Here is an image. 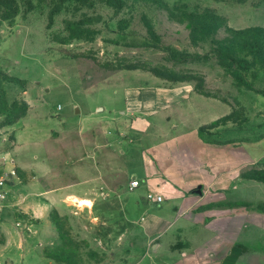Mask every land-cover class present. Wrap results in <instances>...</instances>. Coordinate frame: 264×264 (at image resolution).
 Returning a JSON list of instances; mask_svg holds the SVG:
<instances>
[{
	"label": "rangeland",
	"instance_id": "374dc122",
	"mask_svg": "<svg viewBox=\"0 0 264 264\" xmlns=\"http://www.w3.org/2000/svg\"><path fill=\"white\" fill-rule=\"evenodd\" d=\"M151 68L205 93L200 130L235 156L170 215L128 186L147 135L123 91ZM4 158L0 261L264 264V0H0Z\"/></svg>",
	"mask_w": 264,
	"mask_h": 264
},
{
	"label": "crops",
	"instance_id": "0c3cea01",
	"mask_svg": "<svg viewBox=\"0 0 264 264\" xmlns=\"http://www.w3.org/2000/svg\"><path fill=\"white\" fill-rule=\"evenodd\" d=\"M161 81L160 77L152 83L128 86L123 91L121 113L123 117L134 116L137 128L147 135L135 171L129 177V180H139V186L133 190L138 189L143 195L148 190L161 194L163 200L159 204L167 202L169 212L164 213L170 215L192 195L189 192L193 189L201 194L208 188L231 186L235 182L234 175L230 174L235 156L233 151L225 153L222 145L209 143L203 136L200 125L205 123L204 96L195 93L191 83L167 85ZM188 118L192 123H186ZM148 123L153 126L151 134L146 132ZM61 192H54L49 200L60 198ZM50 201L47 202L49 206ZM163 218L160 222L157 220L156 226L167 225L163 224Z\"/></svg>",
	"mask_w": 264,
	"mask_h": 264
},
{
	"label": "built area",
	"instance_id": "2783aa9c",
	"mask_svg": "<svg viewBox=\"0 0 264 264\" xmlns=\"http://www.w3.org/2000/svg\"><path fill=\"white\" fill-rule=\"evenodd\" d=\"M0 163V218L7 206V200L9 198L12 187L14 186L16 180L18 179L17 169L12 160H5ZM128 186L130 189H134L139 186V180L136 178H131L129 180ZM146 199L153 203L159 204L162 202L163 197L161 194L155 191L148 190L145 195ZM0 264H14L12 261H0Z\"/></svg>",
	"mask_w": 264,
	"mask_h": 264
},
{
	"label": "trees",
	"instance_id": "16d2710c",
	"mask_svg": "<svg viewBox=\"0 0 264 264\" xmlns=\"http://www.w3.org/2000/svg\"><path fill=\"white\" fill-rule=\"evenodd\" d=\"M262 30H263V29H262ZM249 31H250V29L248 30V32H249ZM252 39H253V40H256L255 38H251V37H250L249 39L244 40V41H243L244 44H243L242 46H240V47H241L240 49H241V50L246 49V48H245V45H247V46L250 47V46L252 45L251 43L253 42ZM251 49H252V48H251ZM252 51H254V50H252ZM128 68H130V67H128ZM151 70H152V72H153L156 76L161 77V78H166V76H165L164 74H162L160 70H158V69H156V68H151ZM167 77H169V76L167 75ZM180 80H183V79H180ZM199 93L205 95L204 92H201V91H200ZM259 179H260V178H259ZM261 179H262V178H261Z\"/></svg>",
	"mask_w": 264,
	"mask_h": 264
},
{
	"label": "bare ground",
	"instance_id": "6f19581e",
	"mask_svg": "<svg viewBox=\"0 0 264 264\" xmlns=\"http://www.w3.org/2000/svg\"><path fill=\"white\" fill-rule=\"evenodd\" d=\"M84 202L88 203L89 201L85 200Z\"/></svg>",
	"mask_w": 264,
	"mask_h": 264
},
{
	"label": "water",
	"instance_id": "95a60500",
	"mask_svg": "<svg viewBox=\"0 0 264 264\" xmlns=\"http://www.w3.org/2000/svg\"><path fill=\"white\" fill-rule=\"evenodd\" d=\"M76 111L78 112V109L76 108Z\"/></svg>",
	"mask_w": 264,
	"mask_h": 264
}]
</instances>
